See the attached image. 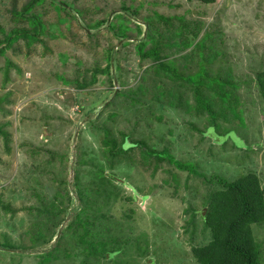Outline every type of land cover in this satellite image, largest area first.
Masks as SVG:
<instances>
[{
  "label": "rangeland",
  "instance_id": "obj_1",
  "mask_svg": "<svg viewBox=\"0 0 264 264\" xmlns=\"http://www.w3.org/2000/svg\"><path fill=\"white\" fill-rule=\"evenodd\" d=\"M15 30L38 33L0 55V264H199L221 186L106 140L264 187V0H0V49ZM202 68L234 83L204 87L215 122L185 80ZM210 125L246 147L216 143ZM252 229L264 264V223Z\"/></svg>",
  "mask_w": 264,
  "mask_h": 264
},
{
  "label": "trees",
  "instance_id": "obj_2",
  "mask_svg": "<svg viewBox=\"0 0 264 264\" xmlns=\"http://www.w3.org/2000/svg\"><path fill=\"white\" fill-rule=\"evenodd\" d=\"M35 1L39 2L40 0ZM189 1L212 4L216 0ZM32 6L33 2L25 6L24 10L29 11ZM34 23L36 24L35 29L40 27L38 19L34 18ZM37 33L35 30V34L32 36L26 31H13L6 37L5 41L7 44L0 49V55H3L17 38H36ZM139 53L142 57L154 58L162 71L175 77H181L173 67L161 61L157 47L154 46L145 52L144 45H142L139 47ZM185 80L189 84L197 86L194 91L196 100L209 113L212 122H215L217 113L204 96V87L207 88L208 86L210 90L217 91L225 88L228 84L232 86L234 83L212 77L205 73L203 68L193 75L185 76ZM257 84L264 101V71L258 73ZM106 133H108V130H106ZM205 135L211 137L216 143H224L230 140L233 144L238 143L239 146L246 147L234 131L230 130L225 132V134H219L215 125H210L205 131ZM106 144L111 146L112 155L127 152L128 149H134V147H144L149 155L156 157L158 160L168 161L179 170L207 178L208 181H216L221 186V189L212 193L209 207L203 215L204 223L211 232V240L207 245L193 247L192 253L194 257L199 264H261L260 245L255 239L252 225L264 223V187L256 174L249 173L232 181L220 175H212L208 178L207 174L201 172L194 163L178 160L167 149L161 151L150 149L144 141L131 142L124 138L120 149H116L117 142L114 139H107ZM1 161L0 157V163ZM100 244L106 243L101 242ZM88 250L93 256L105 258H111L117 252L106 247L98 248L95 242H89Z\"/></svg>",
  "mask_w": 264,
  "mask_h": 264
}]
</instances>
